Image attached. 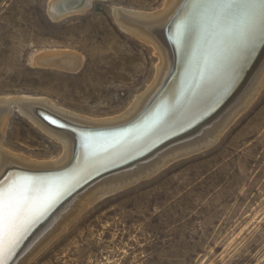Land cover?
<instances>
[{"label": "rangeland", "instance_id": "obj_1", "mask_svg": "<svg viewBox=\"0 0 264 264\" xmlns=\"http://www.w3.org/2000/svg\"><path fill=\"white\" fill-rule=\"evenodd\" d=\"M51 1L0 0V98L45 100L96 118L127 111L149 77L150 57L115 11L145 12L165 0H93L57 21ZM64 51L81 58L78 70L37 62ZM142 68L144 79L137 77ZM13 111L5 147L38 160L58 157V142ZM82 212L29 264H264V103L211 148Z\"/></svg>", "mask_w": 264, "mask_h": 264}, {"label": "bare ground", "instance_id": "obj_2", "mask_svg": "<svg viewBox=\"0 0 264 264\" xmlns=\"http://www.w3.org/2000/svg\"><path fill=\"white\" fill-rule=\"evenodd\" d=\"M92 1L52 0L49 13L53 20H61L84 12ZM176 14L170 36L167 28ZM114 15L132 38L146 45L150 57L146 62L151 68L149 77L144 88L137 89L139 96L127 111L96 118L64 111L45 100L0 98V178L12 168L34 175L12 173L0 183L3 188L23 183L30 198L15 240L11 244L5 242V264L13 261L32 231L79 187L85 188L36 234L14 264H29L83 210L106 195L151 177L174 160L211 148L232 123L264 103V0H165L156 9H118ZM43 54L37 62L45 66L76 70L81 62L78 55L65 51ZM175 61L177 72L143 118L123 130L83 135L77 164L62 174L42 176L71 163L76 136L46 124L37 111L84 129L124 126L137 118L160 92ZM145 71L142 68L137 77L144 79ZM14 108L58 142V157L38 160L13 155L5 147L2 140ZM197 126L200 127L196 129ZM155 150L153 156L131 167L96 175Z\"/></svg>", "mask_w": 264, "mask_h": 264}, {"label": "snow or ice", "instance_id": "obj_3", "mask_svg": "<svg viewBox=\"0 0 264 264\" xmlns=\"http://www.w3.org/2000/svg\"><path fill=\"white\" fill-rule=\"evenodd\" d=\"M28 191L23 183L0 187V264H5V242L11 244L19 232L24 210L30 202Z\"/></svg>", "mask_w": 264, "mask_h": 264}, {"label": "water", "instance_id": "obj_4", "mask_svg": "<svg viewBox=\"0 0 264 264\" xmlns=\"http://www.w3.org/2000/svg\"><path fill=\"white\" fill-rule=\"evenodd\" d=\"M183 7V6H182ZM180 11H181V9H180ZM180 11H178V14L180 13ZM178 14H176V16L173 18V20L171 21V23L169 24V26H168V28H167V30H168V32H169V35L171 36V34H170V30H171V28H172V24H173V21H175L176 20V18H177V16H178ZM172 38V37H171ZM177 72V61H175V65H174V67H173V69H172V72H171V74H170V76H169V78H168V80L166 81V83L164 84V86H163V88L160 90V92L153 98V100L150 102V104L146 107V109L137 117V118H135L133 121H131L129 124H126V125H124V126H121V127H117V128H109V129H96L95 130V133H106V132H108V131H111V130H113V131H116V130H119V128L121 129V130H123L122 128H127V127H129V126H131V125H133V124H135L137 121H139L141 118H143V116H145V114L150 110V108L152 107V105L156 102V100L162 95V93L165 91V89L168 87V85H169V83L171 82V79L173 78V76L175 75V73ZM232 100V99H231ZM230 100V101H231ZM230 101H229V103H230ZM224 110V109H223ZM37 115H39V117H41L44 121H45V123L46 124H49L50 126H52L53 128H57V129H59V128H62L61 126H63L62 125V123H60V121H57L56 120V118H54V117H52V114H46L45 113V111H37ZM213 118V117H212ZM211 118V119H212ZM210 120V119H209ZM208 120V121H209ZM208 121H206L205 123H207ZM204 123V124H205ZM200 126H197V127H195L196 129L197 128H199ZM191 129V130H189L190 132H192L193 130H196V129ZM63 129V128H62ZM82 129H84V128H82ZM91 130H93V129H87L86 128V130H81L80 129V127H78V128H75V129H73L72 127H70V129L68 130V131H71L75 136H76V150H75V154H74V157H73V159H72V161H71V163L66 167V168H64V169H62V170H58V171H60V172H67L68 170H70V169H72L73 168V166L76 164V162L78 161V152H79V148H80V139H81V137L84 135V131H85V134L87 133V134H92V131ZM88 131V132H87ZM188 132V131H187ZM82 133V134H81ZM190 134V133H189ZM188 135V134H187ZM186 136V135H185ZM183 137V136H182ZM159 146H160V144H159ZM150 152V151H149ZM150 154V153H149ZM149 156H148V154L147 155H145V156H140V157H138L137 159H134V160H132V161H129V162H127V163H125V165L124 166H122V167H119V168H115V169H112V170H110L109 172H107V173H103V174H101V175H98L97 177H100V176H105V175H108V174H111V173H114V172H117V171H120V170H123V169H126V168H128V167H131V166H133V165H135V164H137L138 162H140V161H142V160H145L146 158H148ZM53 172H56V171H53ZM12 173H23V174H25V173H27V174H30L29 172H26V171H24V170H20V169H17V168H12V169H8V170H6V172L3 174V176L0 178V183H2L3 181H4V179L8 176V175H10V174H12ZM50 173V172H49ZM30 175H33V174H30Z\"/></svg>", "mask_w": 264, "mask_h": 264}]
</instances>
